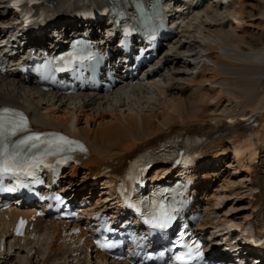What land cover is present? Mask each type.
I'll return each mask as SVG.
<instances>
[{"label": "bare ground", "instance_id": "obj_1", "mask_svg": "<svg viewBox=\"0 0 264 264\" xmlns=\"http://www.w3.org/2000/svg\"><path fill=\"white\" fill-rule=\"evenodd\" d=\"M48 1L53 12H56L54 22L59 23L53 29L58 33L51 40L53 47H59L63 39L68 37L70 23L76 28L81 26L77 11L89 3L99 4L98 0ZM230 1L231 10L225 7L227 15L217 22L212 14L216 13L218 6H222L219 0H202L197 4H194L196 0L186 1L188 3L182 1L180 9L194 6L196 16L179 27V37L171 38L170 49L165 55L154 66L139 72L133 84H119L113 90L100 93L51 95L22 88L18 84L20 79L11 80L15 78L17 68L9 67L15 61L22 60L28 49L35 46L33 35H26L19 43H11L5 39L8 32L0 29V65H6L8 69V73L0 75V107L11 106L30 113L32 127L37 130H57L87 143L90 150L87 160H83L80 166H70L61 177L62 188L67 195L75 201L81 200L79 202L87 211L102 209L104 212L117 213L114 195L94 187L93 179L102 173V168H111L104 178L108 180L106 188L112 193L117 182L115 176L137 154L180 139L206 138L214 144L212 152L201 153L196 161L201 174L196 178L199 184L194 190L197 198L195 212L208 197V182L217 175L206 166L208 159L220 160L229 148L240 162L247 157L253 164L259 157L260 165L256 168L262 173L260 180L264 182V46L257 47L252 40L247 41L248 29L251 27L260 28L264 36V0L259 9L260 20L248 14L246 0ZM8 4L9 0H3L0 4V23L6 18L2 12ZM227 18L231 23L229 29L226 27ZM255 20L258 21L257 25ZM186 44L191 47L196 44L200 49L192 50V61L181 54H174L175 49L179 46L181 49ZM108 45L111 48L113 46L110 42ZM199 54L202 68L196 72L193 82L187 83V86L180 84L177 88L171 83L165 84L163 71L194 68ZM148 86L154 90V96L148 97ZM190 90L191 96L187 98L186 93ZM215 99L216 107L226 99L236 103L238 109L228 110L223 116L212 113L210 101ZM171 166L160 164L154 168V172L163 178ZM80 170H83V181L76 185L70 178L77 177ZM212 199L210 196L206 200L205 214L196 230L201 235L214 237L213 252L208 258L223 264L227 253L216 242L229 234V227L232 233L241 235L250 222L238 223L232 219L211 222L207 216ZM259 200L263 204L255 222L260 227V233H264V194L259 195ZM34 212L14 207L0 213V241L5 239L7 243L6 250H0V264H101L99 260L105 256L99 254L87 238L85 245L79 244L87 234L82 231L78 236H68V225L63 223L37 218L31 233L33 239L13 238L9 227L15 223L16 217L20 214L29 216ZM213 226L226 228L210 232ZM254 256V260L259 259L256 264L264 263V253Z\"/></svg>", "mask_w": 264, "mask_h": 264}, {"label": "rangeland", "instance_id": "obj_2", "mask_svg": "<svg viewBox=\"0 0 264 264\" xmlns=\"http://www.w3.org/2000/svg\"><path fill=\"white\" fill-rule=\"evenodd\" d=\"M219 1L222 2V6H218L217 11H215L216 13L212 14L215 22L220 21L222 17H225L227 15V9L231 10L230 6L232 2L230 0ZM2 2L3 0H0V4ZM235 2H238V0H235ZM262 4L263 0H246V11L248 12V14H250V16L254 15V19L260 20L259 9H261ZM225 7H227V9ZM255 9L257 11H255ZM257 20L254 21L256 25L258 24ZM226 27L228 29L231 28L230 19L228 18L226 19ZM247 36V41L250 42L252 40L254 46H264V36L260 28H249ZM177 37H179V35ZM5 39H8L7 34ZM217 46L220 48V45ZM193 49H196L197 51L200 50L199 48H197L196 44H194L192 47L190 46V44H186L185 47H182L181 49L180 46L175 49L174 54L176 56L181 54V56H183L187 60L192 61V56L194 55L192 51ZM205 53L206 52H201V54ZM199 57L200 54L198 58L195 59L197 65L194 66V68L192 67V70L189 69L185 71L179 70L177 68L174 70L163 71L162 74L163 76L165 75V84L171 83L170 85H174L177 88L180 84L187 86V83L193 82V80L195 79L193 77L195 76L196 72H198L202 68V59ZM207 62L211 67L213 66L210 61ZM147 91L148 97L155 95V93L153 92L154 90L149 86ZM190 96L191 90L186 93L187 98H189ZM210 103L213 105L211 106V112H216V114L222 116L226 115L230 110L237 111L238 109L236 103L227 101L226 99H224L218 107L215 106V104H217L216 99L211 100ZM213 145L214 144L209 143L206 145L205 149L208 150V152H212L214 150V148L212 147ZM256 159L254 160L253 164L250 163L247 157L240 162L237 160L232 149L229 148L227 151H225L224 155L220 157V160H208L206 166H208L209 169L214 170V172L217 174L213 177L214 179L208 182L209 193L208 197L206 196L204 200L206 202V200L210 198V196L211 198H213L209 206L211 210L207 216L211 220V222L218 223L219 220L224 219H232L233 221H236L238 223L246 221L250 223L255 222L257 215L261 212L263 204V201L259 200V195L264 194V182L260 180V178H262L263 176L262 173L258 171V168H256V166L260 165L259 157L257 160ZM78 174L79 175L77 177L70 178L76 185L81 184V182L83 181V170H80ZM198 174L200 176L201 173ZM106 181L108 180H106L105 178H99L98 182L94 184V187L100 189V191H107V193L111 194V192H109L110 189L106 188ZM205 202L200 206V214L202 215V217H204L205 214ZM258 203H260L261 205ZM225 228L226 226H220L218 228H215V226H213L210 232H216Z\"/></svg>", "mask_w": 264, "mask_h": 264}, {"label": "snow or ice", "instance_id": "obj_3", "mask_svg": "<svg viewBox=\"0 0 264 264\" xmlns=\"http://www.w3.org/2000/svg\"><path fill=\"white\" fill-rule=\"evenodd\" d=\"M38 139V137H37ZM62 140L64 138H61ZM67 143V141H65ZM171 217H161V222H159L158 224H155L154 227H159V228H166L168 227L169 223H170Z\"/></svg>", "mask_w": 264, "mask_h": 264}]
</instances>
